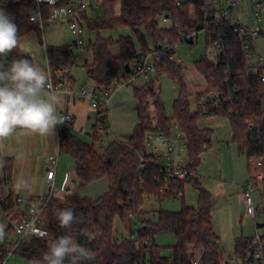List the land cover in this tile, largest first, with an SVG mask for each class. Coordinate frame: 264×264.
<instances>
[{
  "label": "trees",
  "instance_id": "obj_1",
  "mask_svg": "<svg viewBox=\"0 0 264 264\" xmlns=\"http://www.w3.org/2000/svg\"><path fill=\"white\" fill-rule=\"evenodd\" d=\"M120 0V17L114 15L116 0H102L104 17L88 19V32L130 28L139 42L140 51L131 37H121L117 42L98 37L89 44L93 52L91 64H85V73L93 80L98 91L109 89L119 78V61H124L122 78L132 74V63L140 62L152 51L162 54L155 63L157 76L166 75L180 88L179 96L173 104V114L168 117L165 109L155 105V117L150 112V102L144 97L153 91V82L135 88L139 104L140 122L125 141L113 140L103 151L95 147L100 125L109 131V110L96 112L92 127V143H87L73 134L70 123L59 130L60 152L72 156L75 172L79 180V190L88 184L107 179L108 191L97 199L83 196L79 191L62 198L51 197L44 211L43 227L53 238L64 235L68 230L61 228L53 210L71 207L81 223L74 225L73 235L78 243L86 244L95 253V259L85 264H223L225 252L213 224L214 204L211 194L199 183L197 177L189 182L198 191L197 207L184 204L185 182H174L156 162V157L147 152L145 139L148 132H164L169 135L176 124L188 141V167L195 171L203 161V154L211 147V129H201L198 121L203 117L223 116L229 119L232 128V142L238 152L247 158V169L251 174V161L264 155V68L254 73L248 72L250 62L243 40L233 32L229 20L212 30L206 38L207 48L216 39H221V52L215 61L206 55L195 62V70L202 76L205 89L191 93L185 83L181 67L173 57L180 37L200 31L205 27L207 4L211 0ZM15 6L8 0L0 1V10ZM169 21L170 28L162 26ZM217 31L214 33L213 31ZM151 40L152 46L149 45ZM117 45L119 57L113 56L111 47ZM170 47L168 50L167 48ZM47 60L53 85L60 88L66 80L72 89L76 80L72 70L77 66V55L73 46H46ZM30 56L14 49L6 57H0L5 67L12 60ZM128 66V67H127ZM215 93L212 102L203 104L201 98ZM194 98V103L192 99ZM217 103V104H215ZM195 107V108H194ZM147 116L149 118H147ZM145 117V118H144ZM147 118V119H146ZM140 152H145L140 156ZM12 159L4 160L0 189L12 180ZM156 197L158 200L174 198L182 200L179 212L144 210L145 200ZM16 196L0 194V217L6 224L7 238L0 242V264L13 249L14 225L21 222L26 214L16 202ZM34 199H30V203ZM154 213L156 220L150 217ZM119 221L124 235L121 240L115 237V224ZM88 229L96 234L89 243L79 229ZM170 234L175 239L171 247L172 256L164 257L162 248L156 244V237ZM247 238L239 239L235 252L245 255ZM47 240L31 238L20 243L13 254L32 261L41 259L46 252ZM197 258V259H196Z\"/></svg>",
  "mask_w": 264,
  "mask_h": 264
},
{
  "label": "rangeland",
  "instance_id": "obj_2",
  "mask_svg": "<svg viewBox=\"0 0 264 264\" xmlns=\"http://www.w3.org/2000/svg\"><path fill=\"white\" fill-rule=\"evenodd\" d=\"M256 2H262L264 4V0H241L232 12L234 19L245 28L254 30L259 27L261 29L256 48L251 47L247 50L249 60L252 63L256 62L255 56L257 53L264 59V12H259L256 9ZM119 6L121 9L120 0H116L114 6V15L116 18L120 17ZM225 7H227V5ZM4 12L13 19V22L17 25L19 30L18 34L24 37L25 41L33 40L41 48H44V50V44L45 46H73L74 44L73 36L63 23L46 22L43 32L37 25L31 24L28 19L29 8L26 5H15L5 9ZM88 15L92 20L103 18V6H99L92 12H88ZM162 26L170 28L171 23L163 20ZM98 37L111 39L114 42H117L121 37H131L137 50L140 51L139 42L130 28L122 27L117 30H102L99 34L95 31L90 33L86 29V46L81 50H75L78 61L77 66L72 70L73 76L76 78L79 85L84 82H89L83 66L86 64V60L89 62L91 60L93 61V52L89 42L91 40L92 44H94ZM148 43L152 46L150 39H148ZM111 52L115 57H119L120 55V49L117 45L111 47ZM210 53L212 54L206 46V35L203 32L199 34L198 41L195 44H180L176 46V54L173 59L183 60V65L180 67L185 83L189 91L193 94L205 89L204 79L195 70V62L205 55L208 56ZM134 64L135 62L132 63L131 66ZM124 65V61L120 60V81H124L121 77L123 75ZM152 79L151 80L154 81L153 91L144 97V102H150V112L147 115L149 116L150 114L152 119H156L154 103L158 101V104L165 109L166 115L171 117L173 114V104L179 96L180 88L166 75L158 77L157 73L154 72ZM87 85L88 84L83 86ZM137 87H140L139 80L132 84L125 85L117 92H111L107 96L109 100L108 110L111 130L109 129L107 136L101 137L95 142L97 150L103 151L113 140L125 141L133 132L135 126L140 122L138 111L142 106L135 96V88ZM192 101L194 103V98ZM148 116L147 118H149ZM198 127L201 129H211L213 133L211 147L203 154V161L197 170V179L201 186L212 196L214 204L213 224L220 238L221 247L224 249L226 255H232L235 251L236 242L242 238L252 237L255 227V220L247 213L246 203H243L241 197L244 185L249 179L247 158L245 155L239 154L237 146L232 142V128L228 118L223 116L203 117L198 121ZM20 134L22 136L24 135L23 133ZM80 137L85 142L92 143L91 137L87 135H82ZM101 143L103 145H101ZM36 154L44 157L48 153L42 148L40 151H36ZM62 155H64V153ZM260 157L261 156H259V158H253L251 165L253 166ZM0 160H3L1 156ZM3 167H0V180L4 177ZM106 182V180H99L90 183L82 189V193L86 196H90V198H98L108 191ZM59 187L60 186L56 183V188L60 189ZM184 204L189 207H197L198 205V191L189 183L185 186ZM144 208L147 211L164 210L179 212L182 208V200L179 198L158 200L156 197H148L145 200ZM149 216L152 217L153 220H156L154 213L150 212ZM257 220L260 221L258 217ZM2 221L3 218L0 217V222ZM124 234L121 223L116 221L115 237L121 240ZM155 241L156 244L162 248V256H172L171 247L175 244V239L172 235H158ZM5 260H7V264H31L30 261L16 254H11V256L8 254ZM197 261L199 262L197 259L195 263Z\"/></svg>",
  "mask_w": 264,
  "mask_h": 264
},
{
  "label": "built area",
  "instance_id": "obj_3",
  "mask_svg": "<svg viewBox=\"0 0 264 264\" xmlns=\"http://www.w3.org/2000/svg\"><path fill=\"white\" fill-rule=\"evenodd\" d=\"M1 1V0H0ZM14 5H26L29 8L28 19L33 25L44 30L45 23L59 22L63 23L69 29V32L74 38L73 48L75 50H81L86 46L85 32H86V21L91 19L88 12L94 11L99 6H102V0H57L56 6H65L70 9L69 14L60 17H52V10L49 9L47 3H38L37 0H8ZM181 1L178 2L180 5ZM241 0H211L207 4L208 14L205 16L206 22L205 27L200 31H194L191 34L181 36L180 44H195L198 41V36L201 32L205 33L206 38L211 37V32L213 29L218 28L223 21L229 20L230 25L233 28V32L236 33L242 40L246 51L254 47L256 48V43L258 36L261 33L259 27L254 30L245 28L239 22H237L233 15V9ZM255 7L259 12H264V4L262 2H256ZM227 5V7H225ZM120 9V6L118 7ZM120 12V11H119ZM38 17V18H36ZM217 31H213L214 33ZM176 45V46H177ZM175 46V48H176ZM45 55L47 56L46 46ZM168 50L170 47L167 48ZM210 53L207 57L215 61L218 57L219 52H221V39H216L208 47ZM162 52L152 51L146 54L140 62H137L132 67V74L128 78H123L124 81L116 79L110 86L109 89L98 91L94 85H87L80 88L77 92L81 99L88 100L92 108L96 112L108 109L109 100L107 96L111 92H117L121 87L132 84L133 82L139 80L140 86L148 83L155 72V63L159 60ZM248 54V53H247ZM249 58V57H248ZM256 62H249L248 72L250 74L254 73L259 68H264V59L258 53L255 56ZM177 65L182 66L183 60L174 58ZM47 70L50 72L49 64L46 65ZM51 73V72H50ZM262 81L264 82V72L262 74ZM51 84L54 89H60L65 93L66 96H70L74 89L67 83L66 80L63 81V86L58 88L53 85L52 78ZM216 97L215 93H211L201 98L203 104L212 102ZM217 104V103H215ZM64 118V123L56 127L59 130L62 125L67 124L72 121V116L68 112L61 114ZM173 132V133H172ZM109 133L103 125H100L99 135L101 137L107 136ZM60 139V137H59ZM101 145H103L101 143ZM146 151L153 154L156 157V162L159 164L161 169L168 174L170 180L174 182H185L189 183L197 174L194 170L190 169L187 165L188 161V141L185 136L181 133L178 126L175 124L169 135L164 132H148L145 139ZM145 152H140V156L143 157ZM259 158V157H258ZM264 156L256 160L255 164L251 165V174L249 179L244 185L243 198L247 206V213L252 216L255 220V227L253 236L247 238L248 248L245 251V255L238 254L234 251L232 255H226V262L223 264H264ZM49 165L46 172V181L48 185V192L46 195L34 199V202L30 203V199L19 197L16 198V202L25 212V218L14 225V236H13V249L9 253L13 254L14 249L25 240L19 239V234L17 232L18 226L22 225L24 222L30 220L29 210L33 206H43L44 211L47 207L49 199L51 197L62 198L65 195L71 194L63 186L60 190L56 188L55 176L57 171V166L59 163V154L50 156L48 159ZM44 214V212H43ZM43 214L39 217V222L36 227H42L44 231H48L43 227ZM260 219V221L257 220ZM32 238L43 239L39 236H33ZM3 242V241H2ZM8 253V254H9ZM198 264V261L196 262Z\"/></svg>",
  "mask_w": 264,
  "mask_h": 264
},
{
  "label": "clouds",
  "instance_id": "obj_4",
  "mask_svg": "<svg viewBox=\"0 0 264 264\" xmlns=\"http://www.w3.org/2000/svg\"><path fill=\"white\" fill-rule=\"evenodd\" d=\"M37 2L47 3L53 18L70 12L65 6L57 7V0ZM18 33L13 19L0 10V57H6L14 49L31 57L14 59L7 67L0 61V140L11 137L17 130H22L25 135L53 136L56 127L64 123L59 106L65 93L54 89L50 82L51 73L46 68L48 60L44 48L33 40L25 41ZM3 166L4 161L0 160V167ZM18 187L30 193L32 184L21 180ZM43 212V206L31 207L30 220L17 228L20 240H30L33 236L47 240L48 250L42 253L41 259H33L31 264H85L95 259L94 251L86 244L78 243L73 235L74 225L81 223L73 208L53 210L59 226L68 230L55 239L42 227H36ZM6 228V224L0 223V242L7 238ZM79 234L89 243L96 237L94 232L84 228L79 229ZM3 264H7V260Z\"/></svg>",
  "mask_w": 264,
  "mask_h": 264
},
{
  "label": "crops",
  "instance_id": "obj_5",
  "mask_svg": "<svg viewBox=\"0 0 264 264\" xmlns=\"http://www.w3.org/2000/svg\"><path fill=\"white\" fill-rule=\"evenodd\" d=\"M37 58L39 59L40 57L38 56ZM85 63L91 64L92 60L90 62L86 60ZM86 76L89 82H84L81 85L78 84L76 78L73 76L76 80L74 92L70 96L64 94L61 97L62 102L59 106L60 114L68 112L72 116L70 130L80 139L82 135L91 137L92 127L97 117V113L92 108L90 102L81 99L77 94L83 85H94L93 80L88 75ZM58 90L63 92L60 89ZM109 126L111 130L110 118ZM20 133H23L22 130H17L11 137L0 140V156L3 160L8 158L12 159L13 166L12 180L10 183L5 184L2 190L0 189L1 195H9L12 193L17 198L24 197L28 199H36L46 195L48 192L46 181V172L49 165L48 159L50 156L59 154L55 183L60 186V189L64 186L70 193L79 191L83 196L90 198V196L84 195L82 190H79V180L76 176L75 162L72 156L67 153L62 155L63 152H60L59 133L57 129H55L53 136H40L38 134H24L22 136ZM42 148L48 153L44 157L36 154V151H40ZM21 180H27L32 184L30 193H26L25 190L18 187V182ZM101 180H106L107 187H109L107 179ZM241 197L243 203H245L243 194ZM143 209L145 210V208Z\"/></svg>",
  "mask_w": 264,
  "mask_h": 264
},
{
  "label": "water",
  "instance_id": "obj_6",
  "mask_svg": "<svg viewBox=\"0 0 264 264\" xmlns=\"http://www.w3.org/2000/svg\"><path fill=\"white\" fill-rule=\"evenodd\" d=\"M128 67V66H127Z\"/></svg>",
  "mask_w": 264,
  "mask_h": 264
}]
</instances>
